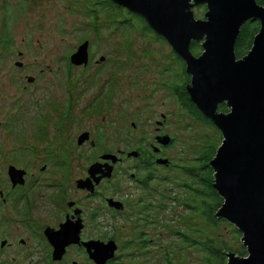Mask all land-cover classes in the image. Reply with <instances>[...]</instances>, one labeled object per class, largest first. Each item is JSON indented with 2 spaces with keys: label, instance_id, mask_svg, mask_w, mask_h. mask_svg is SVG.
<instances>
[{
  "label": "flooded vegetation",
  "instance_id": "af4514ba",
  "mask_svg": "<svg viewBox=\"0 0 264 264\" xmlns=\"http://www.w3.org/2000/svg\"><path fill=\"white\" fill-rule=\"evenodd\" d=\"M12 1V7L24 8L25 0ZM85 40L64 55L62 87L51 94L39 92L52 90L47 83L59 80L49 64L37 68L47 54L25 61L29 52L18 51L13 66L1 69L8 76L0 79V264H99L92 253L110 240L115 251L102 264H181L189 237L173 231L167 218L171 203L190 211L186 187L201 190L200 165L172 163L169 151L178 138L169 128L168 109L128 122L118 115L125 101L120 85H93L89 69L93 63L117 65L120 57L100 55L99 63L88 40L87 62L71 63ZM173 56L179 78H150L155 84L149 93L165 104L173 99L187 116L188 73ZM126 122L135 131L131 137L123 135ZM77 153L85 165L77 167ZM108 153L115 162L102 158Z\"/></svg>",
  "mask_w": 264,
  "mask_h": 264
},
{
  "label": "water",
  "instance_id": "95a60500",
  "mask_svg": "<svg viewBox=\"0 0 264 264\" xmlns=\"http://www.w3.org/2000/svg\"><path fill=\"white\" fill-rule=\"evenodd\" d=\"M111 1L142 18L184 61L191 101L222 136L208 162L213 187L222 198L214 214L240 231L246 249L244 256L224 250L227 264H264V6L257 0ZM201 4L206 6L204 17L196 18L193 7ZM250 18L259 20V31L248 52L237 58L236 38ZM193 41L201 43L198 55L190 50ZM87 47L85 40L71 54V63L85 64ZM222 103L226 111L218 110ZM102 158L116 160L110 153ZM114 251L110 240L97 246L92 257L102 264Z\"/></svg>",
  "mask_w": 264,
  "mask_h": 264
},
{
  "label": "rangeland",
  "instance_id": "374dc122",
  "mask_svg": "<svg viewBox=\"0 0 264 264\" xmlns=\"http://www.w3.org/2000/svg\"><path fill=\"white\" fill-rule=\"evenodd\" d=\"M0 1V53L5 55L4 59L0 60V79L8 76L1 73V69L13 66V57H17L18 51L29 52L23 60L34 57L42 58L43 56H38V54H47L45 63H38L37 68L49 64L48 66L55 69V76L59 80L47 83L52 90L40 88L39 92L44 94L56 92L57 90L54 89L62 87L64 69L68 66L64 55L70 52L77 42L85 38L89 40L91 54L99 63L101 62L98 59L100 55L109 56L112 59L116 52L117 55L114 54V57H120L117 62L118 66L111 60L113 63L110 65L93 63V67L89 69L93 85L104 86L110 81L114 85L116 83L120 85L125 101L123 105L121 104L122 110L118 115L123 116V119L128 122L134 120L137 115L143 119L145 116L155 115L159 110L168 109L170 111L169 128L172 135L178 138L169 151L172 163L193 164L197 149L200 144L205 143L206 137L209 139L211 137L205 145L206 154L221 142L219 141L220 134L209 123L199 122L189 113L187 116L183 112L179 114L180 110L176 109L179 107L173 99L166 101L165 104L163 97L159 99L158 95L154 96L149 93L155 84L149 80L150 78H162L169 74L168 77L176 81L179 78L176 74L180 71V63L174 59V52L170 46L164 40L157 38L156 33V35L149 33L148 29L138 20H131L129 24L132 26L126 28L125 24L109 19V13L107 15L103 11L102 14L98 12L97 23H95L88 13L87 0H25L24 8L12 7L14 3L12 0ZM202 5L193 7L196 18L204 17L206 6L203 8ZM6 10H9L7 16ZM13 11L17 13V17ZM2 15L6 18V22ZM117 19L122 20V17ZM198 43L199 48L196 52L199 53L202 48L200 42ZM166 68L168 71L165 73ZM28 70L33 72L31 69ZM121 76L122 80L119 82ZM137 79H140L139 83L135 82ZM92 89L94 91L95 86ZM111 109L115 115V107ZM127 122L124 124L123 135L131 137L135 131L130 132ZM142 127L139 124L140 134ZM126 129L129 133L125 132ZM75 158L77 167L86 164L85 161L80 160L83 158L78 153ZM203 166V187L208 189L207 179L210 178L211 171L208 170V162ZM175 170L172 169V173H175ZM206 217L201 216L200 213L188 211L183 205L171 203V211L167 218L170 227L173 231L180 229L189 237L186 259L181 264H205L204 253L199 247V243L205 237L214 238L217 248L225 243L227 247H231L225 251L230 250L239 255L236 250L240 249L242 244L241 234L237 236L233 232V224L231 225L224 219H217L215 214L210 216L209 212L206 213ZM213 219L217 221L215 226L212 225ZM173 237H175L174 233ZM216 264H227L226 255L223 263L218 261Z\"/></svg>",
  "mask_w": 264,
  "mask_h": 264
},
{
  "label": "trees",
  "instance_id": "16d2710c",
  "mask_svg": "<svg viewBox=\"0 0 264 264\" xmlns=\"http://www.w3.org/2000/svg\"><path fill=\"white\" fill-rule=\"evenodd\" d=\"M257 2L264 6V0H257ZM87 5H88V13L91 15L92 21H95V23L97 22L98 12L102 14L101 12L105 11L107 15L109 13L108 15L109 19H113V21H116L123 25L125 24L126 28H130L132 26L131 24H129L131 20L132 21L138 20L148 29L149 33L155 34L154 31L146 25L145 21L142 18H140L136 14L131 13L126 8L117 5L111 0H87ZM202 7L205 8V5H202ZM118 17H122V20H118L117 19ZM259 26H260L259 20L254 19V18H250L246 20L241 25L239 33L236 38L235 46H234V51H235V55L237 58L242 57L244 54L248 52V50L250 49L252 45L254 35L259 31ZM198 48H199V43L193 41L190 45L191 51L196 54L198 53L196 52L197 51L196 49ZM186 79L190 83L191 77L189 74H186ZM185 108L187 109L188 113L193 114L195 116V119L199 122H202L201 119L203 120L208 119L203 114H201V111L191 101L188 93L185 95ZM218 110L226 111L227 107L225 106L224 103H222V104H219ZM210 125L220 134V138H219V141H220L221 140L220 131L217 129V127H215L214 124H210ZM210 140H211V137L210 139L209 137L208 138L206 137L205 143L199 145V148L197 149V155L193 163V164L200 165L202 173L204 172L203 164H205L206 162H209L211 158H213V156L215 155L216 149L220 143L219 142L217 146L213 147L214 149L210 153L208 152V154H206V151H204V149H206L207 147L205 145ZM208 170L211 171L210 178L207 179L209 181L208 189L207 188L205 189L203 187L204 183L199 184L202 187L201 190H199V188L198 189L190 188L191 185L190 186L187 185L189 181L186 183V185L188 186L186 188L188 189L187 204H188L189 210L194 213H200L201 216H204V217H206L207 212L210 213V216H213L217 208H219L222 202L221 196L218 195L217 191L213 187L214 170L210 167V165L208 167ZM213 221L214 222H212V225L215 226L217 221H215L214 219ZM232 227H233L232 229L233 232L236 233L237 236H240V231L234 225H232ZM214 243L215 241H214V238L212 237H209V238L205 237V239L199 243V247L202 248V251L204 253L203 258H204L205 264H216L218 261L223 263L224 256L226 255L224 250L225 249L228 250L231 248V247H227L225 243L222 244L219 248H217L216 247L217 245H215ZM236 252L240 256L246 255V249L242 244L240 246V249H237Z\"/></svg>",
  "mask_w": 264,
  "mask_h": 264
}]
</instances>
